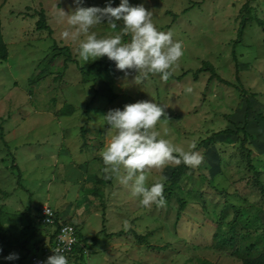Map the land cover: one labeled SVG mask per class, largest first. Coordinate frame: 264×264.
<instances>
[{
    "label": "rangeland",
    "instance_id": "rangeland-1",
    "mask_svg": "<svg viewBox=\"0 0 264 264\" xmlns=\"http://www.w3.org/2000/svg\"><path fill=\"white\" fill-rule=\"evenodd\" d=\"M109 2L120 4L82 6ZM141 4L183 44L167 82L150 74L135 83L134 70L125 77L106 56L85 64V37L62 39L68 25L57 21L74 0H0V264H30L51 231L38 223L44 205L80 244L95 238L69 264H242L264 254V0H129ZM39 13L48 30L36 29ZM90 31L112 34L106 20ZM138 101L164 108L160 138L186 151L195 143L203 156L196 168L150 170L149 186L167 177L163 208H144L130 186L105 179L99 155L110 127L102 116ZM27 226L34 234L22 249Z\"/></svg>",
    "mask_w": 264,
    "mask_h": 264
},
{
    "label": "clouds",
    "instance_id": "clouds-1",
    "mask_svg": "<svg viewBox=\"0 0 264 264\" xmlns=\"http://www.w3.org/2000/svg\"><path fill=\"white\" fill-rule=\"evenodd\" d=\"M75 9L65 13L58 8L57 21L66 22L68 28L60 33L64 40H77L85 37L79 43V57L86 63L107 57L115 62L118 71L124 72L125 77L134 70L137 75L135 83H143L149 75L161 74L162 81L167 82L182 58L183 44L173 39V32L157 30L153 23V12L142 4L130 6L129 0H120L118 7L111 3L104 7H84L83 0H74ZM107 21V27L112 34L98 38L96 32L90 31L94 26ZM118 21L123 27L117 30ZM124 36H130L124 41ZM186 92L193 89L187 87ZM163 117V119H162ZM109 125L106 135L109 137L106 145L99 153L103 161L105 179L115 177L124 186H130L131 195L141 197L140 205L151 208L166 206L164 186L167 177L160 175L149 186L147 184L150 170H162L168 164H185L196 168L203 163V156L196 151V144L191 143L188 151L167 139L160 138L156 125L164 120L169 122L164 108L149 101H138L126 104L123 110H109L102 116ZM166 118V119H165ZM45 215L52 217L51 209L45 206ZM48 220L47 223H52ZM128 226V221H125ZM71 227L61 229L60 239H66L72 233ZM45 264H69L64 255L65 249L57 247ZM17 254H10L7 260L18 259Z\"/></svg>",
    "mask_w": 264,
    "mask_h": 264
},
{
    "label": "trees",
    "instance_id": "trees-1",
    "mask_svg": "<svg viewBox=\"0 0 264 264\" xmlns=\"http://www.w3.org/2000/svg\"><path fill=\"white\" fill-rule=\"evenodd\" d=\"M36 29H39V30H48V27L45 24L44 17H43V14L42 13H39V19L36 21ZM240 35L241 34L239 33V36ZM63 49L64 50H67L66 47H64ZM6 60H7V48H6V45H5V43L3 42V39H2V35H1V22H0V61L3 62V61H6ZM206 68H208L209 71H211L212 73H214V70L212 69L211 65H209ZM218 79L221 82H224L220 78H218ZM66 112H69L70 113V111H66ZM240 130L244 132L245 129H244V127H242V129H240ZM226 132H228V131H226ZM243 141H245L244 135H243ZM248 155L249 154H247V156ZM181 170H182L181 167H175V169L171 173V176L169 178L171 186H175L177 184V182L179 180V177L181 175ZM258 186L260 187L261 193H263L262 185L261 186L258 185ZM54 215H55V219H54L53 227L59 228V226H60L59 224L60 223L58 222V215H57V213H55ZM40 226L43 227V228L44 227H48V226H42V225H40ZM24 230H31V232L29 234H26L25 232L21 233V236L24 238V241H23V243L20 246V248H22V249H25L26 248V246L28 245L29 241L31 240V238H32V236L34 234V229L31 226L25 227ZM102 231L103 230H101V232ZM49 235H50V233H47V234H45V237H48ZM53 236L54 235H50V237H49L50 240L53 238ZM94 240H95L94 237L91 238V243L90 244H88L87 242H85L83 240H81V244H80V240H79L78 245L75 246L74 251H73V253H76V255L78 254V256L76 257V258H78L77 260H81V254L83 253V251H85V249L91 247V245L94 242ZM42 244H43V242L40 244V246ZM242 264H264V254L261 255V256H259V257H257V258H247V259H244L243 262H242Z\"/></svg>",
    "mask_w": 264,
    "mask_h": 264
},
{
    "label": "built area",
    "instance_id": "built-area-1",
    "mask_svg": "<svg viewBox=\"0 0 264 264\" xmlns=\"http://www.w3.org/2000/svg\"><path fill=\"white\" fill-rule=\"evenodd\" d=\"M47 207V206H46ZM49 208V207H47ZM50 209V208H49ZM53 215L52 217H48L45 215V205L41 206L39 208L38 212V222L42 226H48L51 228V231L49 232L50 235H54L53 238L50 240V235L46 237V240L43 241V244L40 246L37 254L34 253L30 257V264H45L47 258L51 255H53V251L57 247H61L65 249L64 255L68 257L69 255L73 254L75 246L78 245L79 240H78V233L76 232L75 227L71 225H66V224H59V228L53 227L54 224V219L55 215L53 210L51 209ZM48 220H52V223H47ZM65 227H71L73 229L72 233L67 234V237L65 240H61L60 236L62 235L61 229ZM39 253V254H38Z\"/></svg>",
    "mask_w": 264,
    "mask_h": 264
}]
</instances>
